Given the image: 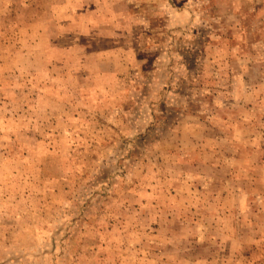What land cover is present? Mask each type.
Listing matches in <instances>:
<instances>
[{
  "label": "rangeland",
  "instance_id": "1",
  "mask_svg": "<svg viewBox=\"0 0 264 264\" xmlns=\"http://www.w3.org/2000/svg\"><path fill=\"white\" fill-rule=\"evenodd\" d=\"M0 264H264V0H0Z\"/></svg>",
  "mask_w": 264,
  "mask_h": 264
}]
</instances>
